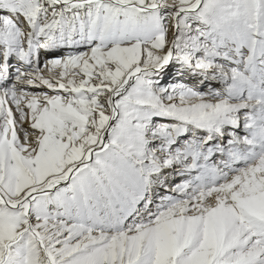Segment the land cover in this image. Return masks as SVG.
I'll return each mask as SVG.
<instances>
[{
	"label": "snow or ice",
	"instance_id": "obj_1",
	"mask_svg": "<svg viewBox=\"0 0 264 264\" xmlns=\"http://www.w3.org/2000/svg\"><path fill=\"white\" fill-rule=\"evenodd\" d=\"M0 264H264V0H0Z\"/></svg>",
	"mask_w": 264,
	"mask_h": 264
}]
</instances>
